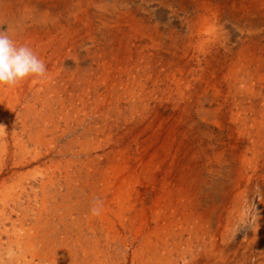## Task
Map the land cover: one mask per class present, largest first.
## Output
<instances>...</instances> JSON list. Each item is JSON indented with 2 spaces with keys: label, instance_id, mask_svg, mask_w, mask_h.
<instances>
[{
  "label": "bare ground",
  "instance_id": "obj_1",
  "mask_svg": "<svg viewBox=\"0 0 264 264\" xmlns=\"http://www.w3.org/2000/svg\"><path fill=\"white\" fill-rule=\"evenodd\" d=\"M16 1L0 0V26L47 72L0 87V114L46 111V128L83 106L90 136L104 137L68 193L80 200L55 207L97 218L112 246L108 257L82 236V264H264V0ZM121 12L115 29L134 34L99 21ZM57 227L35 222L37 262L72 264L81 237Z\"/></svg>",
  "mask_w": 264,
  "mask_h": 264
},
{
  "label": "rangeland",
  "instance_id": "obj_2",
  "mask_svg": "<svg viewBox=\"0 0 264 264\" xmlns=\"http://www.w3.org/2000/svg\"><path fill=\"white\" fill-rule=\"evenodd\" d=\"M11 1L17 2L16 0H11ZM141 2H143V0H135L134 4L136 6H139V5H141ZM124 13L125 12H121L120 14H117L115 16L104 15L102 18L99 19V21H101L102 23L105 22L104 24L107 27L112 28L111 31L114 32L115 34H117V33L134 34L135 32L130 30V28L128 27V24L124 25V23H122L119 30L115 29V27L118 26L119 21H121L122 19L123 20L129 19L128 14H126V13L124 14ZM1 18L2 17L0 16V19ZM0 30H6V27L1 25ZM3 88H4V90L7 89L6 86H4ZM26 100L31 101V97H28ZM5 104H6V100L4 99L0 103V112L2 111V109L4 110ZM79 108H80L79 114L75 113V111H70L71 115L68 117V122L66 123L67 125L66 124L63 125L61 123L59 125L57 124L56 126L46 127V128H44L43 125L39 122L40 118L43 115H45L46 111H44L41 114L42 116L39 115L38 118H34L33 116H30L29 119L25 120V122L23 121L22 118H20L21 117L20 116L21 115L20 109H16V110L12 111L11 114H9V115H8V113H4V112H2L0 114V125L3 126V127H0V172H1L0 173V176H1L0 177V200H1L0 201V212H1L0 213V257H2V258H0V264H22V263H24V264H26V263L27 264H33V263L34 264H38V263L39 264H48V263L37 262L38 260L32 258L31 251L29 252L30 249H29L28 245H30L29 241H31V239H32V234H33L32 231H34V229H35V222L37 220H38V225L40 227H43V225L45 226L46 224L49 225L51 228L58 226L57 228H59V229L61 228L60 230H62V231L67 229L66 231H70V232L72 231L71 235L81 237L80 241H79L80 243H76L77 245L70 244L71 246L69 245L68 246L69 248L67 247L68 249H70L69 253L71 254V256H73L71 258L69 257L73 261L72 264H74V263L75 264H82V255H83V253H82V246H83L82 236H84L85 237L84 239L88 240V242H90V243H91V240L93 239V237L100 238V240H101L99 243L100 247L102 249L103 248L107 249L106 251H107L108 255H106V256H108V257L113 256L112 253L110 252L111 251L110 249H112V246H111V248L103 247V245H105L107 243L105 241L106 236L104 233L101 232L100 227H99V225H100L99 220L97 218L87 217L86 212H84V215L82 216V210H80L78 212H73L72 213L73 215L70 216V215H68L69 210H67V211L65 210V212L63 211L62 213L61 212L58 213V212H56L57 209L55 208V207H57L59 205H63V204L66 206L67 205L71 206L76 201V198H78L80 200V196L77 195V193L74 195H68V193L71 190H73L75 188V186H76V189H77V186H79L80 188L82 187V176L86 175V170H87L88 165L92 162L94 157H97V155L94 154L96 151L95 149L99 148L100 146L104 145V143H105L104 137H102L100 133L98 134V136L96 138H93L92 136H90L91 135V129L93 127L90 128V126L88 125L89 121H86V119H85L84 107L81 106ZM72 114H73V116H72ZM2 116H4V117H2ZM83 121H85V122L83 123ZM72 122H74V123H72ZM74 124L75 125L77 124V125L75 126ZM79 124H81V125H79ZM59 127H60V129H59ZM35 133H36V135H35ZM16 137H17V139H16ZM73 137H75V138H73ZM13 138H14V140H13ZM29 138H31V140ZM83 139H85V140H83ZM87 139H88V142H87ZM20 140H21V142H20ZM71 140H72V142H71ZM76 142H78V143L76 144ZM70 143H74L76 145L70 144ZM64 145H65V147H64ZM72 145H73V147H72ZM61 151H63V152H61ZM44 153L46 155L47 154L48 155L46 156ZM59 153L60 154L63 153V155H61L62 157L60 156ZM87 155H88V158H87ZM248 159L251 160L252 157L248 155ZM260 160H262V157H260L257 154V156L255 157V161L259 162ZM26 162H27V164H24ZM141 162H146V161L142 160ZM104 170L108 171V167L104 166ZM76 172H79V173H76ZM143 172H145V171H143ZM9 177H10V179H8ZM46 177L47 178L50 177V178L47 179ZM39 180H41V181H39ZM80 188L78 189V191L80 190ZM44 194H46V195H44ZM62 196L66 197V198H64V200H65L64 203L61 200ZM47 202L49 203V205ZM1 205L3 207H1ZM46 208H47V210H46ZM50 209H51V211H50ZM110 209L112 211V214L109 216V218L113 219L114 222H117V220H116L117 216L115 214L116 213L115 206L113 204H111ZM10 210L13 212H11ZM59 211H61V210H59ZM61 214H63L65 216V218H63V222L61 221L62 220ZM27 215H29V216H27ZM67 215L69 218H67ZM113 215H114V217H113ZM123 217L128 218V217H130V215L125 213V215ZM6 218H7V220H6ZM87 218H88V220H87ZM52 220L53 221L55 220V221L53 222ZM22 222H23V224H22ZM58 222H60V223H58ZM137 224H139V222H137ZM75 228H78V229H75ZM13 229H14V231H13ZM23 229H24V231H23ZM1 232H3V233H1ZM79 232H80V234H79ZM26 233H27V235H26ZM29 235H30V237H29ZM111 240L112 239L109 237L108 241L113 244V241H111ZM8 246H9V248H8ZM2 251H4V252H2ZM74 254H75V256H74ZM17 261H18V263H17Z\"/></svg>",
  "mask_w": 264,
  "mask_h": 264
},
{
  "label": "clouds",
  "instance_id": "obj_3",
  "mask_svg": "<svg viewBox=\"0 0 264 264\" xmlns=\"http://www.w3.org/2000/svg\"><path fill=\"white\" fill-rule=\"evenodd\" d=\"M46 72V64L31 47L18 44L7 30H0V87H14L29 77H44ZM101 207L102 202L95 201L91 214L99 215Z\"/></svg>",
  "mask_w": 264,
  "mask_h": 264
}]
</instances>
